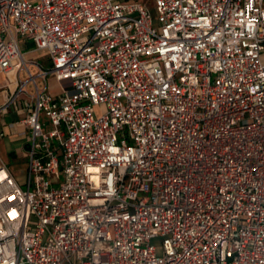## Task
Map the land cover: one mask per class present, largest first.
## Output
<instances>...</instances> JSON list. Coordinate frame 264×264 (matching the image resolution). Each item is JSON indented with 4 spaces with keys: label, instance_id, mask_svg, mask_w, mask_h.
<instances>
[{
    "label": "built area",
    "instance_id": "1",
    "mask_svg": "<svg viewBox=\"0 0 264 264\" xmlns=\"http://www.w3.org/2000/svg\"><path fill=\"white\" fill-rule=\"evenodd\" d=\"M155 4L0 0V264H264V0Z\"/></svg>",
    "mask_w": 264,
    "mask_h": 264
},
{
    "label": "rangeland",
    "instance_id": "2",
    "mask_svg": "<svg viewBox=\"0 0 264 264\" xmlns=\"http://www.w3.org/2000/svg\"><path fill=\"white\" fill-rule=\"evenodd\" d=\"M139 2L146 4L151 10L154 17L157 16L156 13V4L155 0H139ZM21 51L25 57V60L28 63H33L38 66H41L43 69L49 71L52 69L51 62L49 60V53L47 50H37L32 43H21ZM264 61V56H263ZM17 66V65H16ZM32 72L36 74L38 69L34 66L32 67ZM25 77V74H24ZM14 80V72H10L8 74L0 75V86L4 87L11 83ZM48 81L50 82L52 89L56 92V83L52 75L48 76ZM31 90V88H29ZM3 97L0 96V101L3 102ZM105 108L102 106L95 107V111L98 115H101L104 112ZM21 118L14 116L11 118L13 121H19ZM44 120V117H43ZM47 128V125H45ZM20 135L18 137H7V139H0V164L6 165L14 176L18 179L20 183H24L26 179V174L28 170L27 159L24 153H16L13 156L11 153L16 149H19L22 145H24L25 138H27L28 134L23 128L19 130ZM153 244L158 248V254H161V246H162V238H157L153 240Z\"/></svg>",
    "mask_w": 264,
    "mask_h": 264
},
{
    "label": "crops",
    "instance_id": "3",
    "mask_svg": "<svg viewBox=\"0 0 264 264\" xmlns=\"http://www.w3.org/2000/svg\"><path fill=\"white\" fill-rule=\"evenodd\" d=\"M4 139H7V138H4ZM17 151H18V149H16V151L14 150L11 154H12L13 156H15L16 153H17Z\"/></svg>",
    "mask_w": 264,
    "mask_h": 264
}]
</instances>
